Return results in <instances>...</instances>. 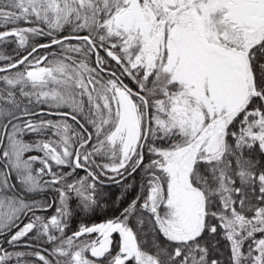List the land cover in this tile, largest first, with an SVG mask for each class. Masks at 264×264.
Wrapping results in <instances>:
<instances>
[{
    "label": "snow or ice",
    "instance_id": "snow-or-ice-1",
    "mask_svg": "<svg viewBox=\"0 0 264 264\" xmlns=\"http://www.w3.org/2000/svg\"><path fill=\"white\" fill-rule=\"evenodd\" d=\"M0 264H264V0H0Z\"/></svg>",
    "mask_w": 264,
    "mask_h": 264
},
{
    "label": "trees",
    "instance_id": "trees-1",
    "mask_svg": "<svg viewBox=\"0 0 264 264\" xmlns=\"http://www.w3.org/2000/svg\"><path fill=\"white\" fill-rule=\"evenodd\" d=\"M9 48H11V47L9 46ZM9 48L7 49V51H9ZM111 198L112 199H115L116 197L115 196H112ZM105 215L110 216L111 215V209H108L106 212H103V213H98L95 217H92V219L95 222H100V221L103 220V218H104Z\"/></svg>",
    "mask_w": 264,
    "mask_h": 264
},
{
    "label": "flooded vegetation",
    "instance_id": "flooded-vegetation-1",
    "mask_svg": "<svg viewBox=\"0 0 264 264\" xmlns=\"http://www.w3.org/2000/svg\"><path fill=\"white\" fill-rule=\"evenodd\" d=\"M108 191H109V194H110L111 197L112 196L116 197L120 193V189L117 186H115V185H109L108 186ZM134 191L135 190H133V193H131L130 195H134Z\"/></svg>",
    "mask_w": 264,
    "mask_h": 264
},
{
    "label": "rangeland",
    "instance_id": "rangeland-1",
    "mask_svg": "<svg viewBox=\"0 0 264 264\" xmlns=\"http://www.w3.org/2000/svg\"><path fill=\"white\" fill-rule=\"evenodd\" d=\"M10 47H12L11 45H9ZM9 46H8V48H9ZM11 50V48H9V51Z\"/></svg>",
    "mask_w": 264,
    "mask_h": 264
}]
</instances>
